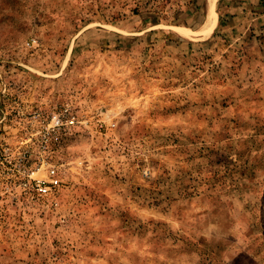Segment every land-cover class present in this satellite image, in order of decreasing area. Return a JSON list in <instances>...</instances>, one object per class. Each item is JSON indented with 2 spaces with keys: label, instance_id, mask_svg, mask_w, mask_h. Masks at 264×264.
I'll return each mask as SVG.
<instances>
[{
  "label": "rangeland",
  "instance_id": "rangeland-1",
  "mask_svg": "<svg viewBox=\"0 0 264 264\" xmlns=\"http://www.w3.org/2000/svg\"><path fill=\"white\" fill-rule=\"evenodd\" d=\"M0 264H264V0H0Z\"/></svg>",
  "mask_w": 264,
  "mask_h": 264
},
{
  "label": "built area",
  "instance_id": "built-area-1",
  "mask_svg": "<svg viewBox=\"0 0 264 264\" xmlns=\"http://www.w3.org/2000/svg\"><path fill=\"white\" fill-rule=\"evenodd\" d=\"M51 122L53 125L50 128H47L46 133L50 130L53 131L56 127H60L62 125L70 126L76 122V118L74 114H72L67 107L60 109V112L54 113L51 117ZM44 134V139H48V134ZM45 143L47 141H44ZM44 166L45 170V178H33L29 182L25 183L29 189L34 192L36 195L41 197L52 196L57 188L61 184L60 174L58 172V168L55 164L51 162L41 164V167ZM40 168V167H39Z\"/></svg>",
  "mask_w": 264,
  "mask_h": 264
}]
</instances>
